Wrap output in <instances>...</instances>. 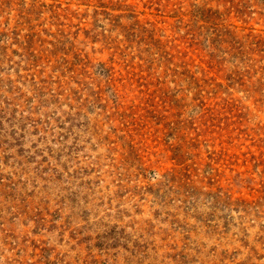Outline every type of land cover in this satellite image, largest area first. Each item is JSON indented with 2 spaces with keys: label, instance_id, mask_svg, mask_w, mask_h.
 I'll return each mask as SVG.
<instances>
[{
  "label": "rangeland",
  "instance_id": "rangeland-1",
  "mask_svg": "<svg viewBox=\"0 0 264 264\" xmlns=\"http://www.w3.org/2000/svg\"><path fill=\"white\" fill-rule=\"evenodd\" d=\"M0 264H264V0H0Z\"/></svg>",
  "mask_w": 264,
  "mask_h": 264
}]
</instances>
